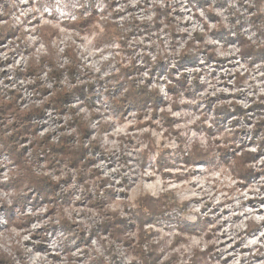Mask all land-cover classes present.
I'll return each instance as SVG.
<instances>
[{
	"label": "rangeland",
	"instance_id": "rangeland-1",
	"mask_svg": "<svg viewBox=\"0 0 264 264\" xmlns=\"http://www.w3.org/2000/svg\"><path fill=\"white\" fill-rule=\"evenodd\" d=\"M0 99V264H264V0H0Z\"/></svg>",
	"mask_w": 264,
	"mask_h": 264
},
{
	"label": "trees",
	"instance_id": "trees-1",
	"mask_svg": "<svg viewBox=\"0 0 264 264\" xmlns=\"http://www.w3.org/2000/svg\"><path fill=\"white\" fill-rule=\"evenodd\" d=\"M83 25L86 24V22H81ZM252 53H250L249 55H251ZM70 96L68 95H64L63 92L59 93L55 99L54 105L55 107H57L56 105H58L59 101L61 100V102L66 101ZM17 107L10 102H4L3 100L0 99V111L1 113L5 112L6 110L8 112H14L16 121L19 122V126H17L14 130V136L16 137L17 141H18V136L22 135L23 131H28L32 129L31 126V118L39 113V109H31L28 111H18L16 109ZM3 144L5 146V151H12L11 145L12 143L9 141V143H6V141H3ZM14 150L12 151V155L14 154ZM20 167V166H19ZM25 180L28 181V183H31V185H36L37 189H38V193H40L41 195H44L46 192L47 193H51L53 192V189L51 187L48 186L47 183L41 182L36 180L35 177L31 176V175H26L25 176ZM36 180V181H35Z\"/></svg>",
	"mask_w": 264,
	"mask_h": 264
}]
</instances>
